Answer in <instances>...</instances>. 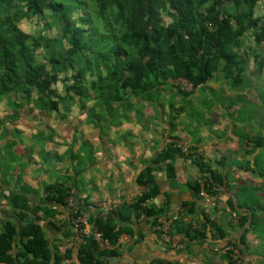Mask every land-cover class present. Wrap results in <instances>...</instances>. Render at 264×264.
Wrapping results in <instances>:
<instances>
[{"label":"trees","instance_id":"obj_1","mask_svg":"<svg viewBox=\"0 0 264 264\" xmlns=\"http://www.w3.org/2000/svg\"><path fill=\"white\" fill-rule=\"evenodd\" d=\"M260 3L264 0H0V103L11 95L18 97L13 101L15 107L23 106L22 99H26L35 108L52 111L59 110L66 99L86 108L94 96L103 106L127 105L136 97L152 100L154 89L169 80L185 79L194 89L217 71L237 86L243 83L246 63L239 53L250 55L254 51L251 56L255 62L264 56V50L255 51L250 42L254 39L258 46L264 43V6ZM47 12L59 25L60 35L14 37L21 20L45 19ZM60 72L64 74L61 80H46L42 90L36 91L43 75L57 77ZM59 82L63 92L55 87ZM192 91L180 93L188 96ZM181 110L171 104V131ZM240 137L245 144L262 145L247 134ZM182 144L174 137L138 174L137 183L146 188L133 201L121 202L104 214L90 213L89 221L103 233L109 246L100 245L93 237L81 238L73 226L72 218L88 211L92 204L88 197L79 199L77 207L70 204L69 199L75 197L72 184L60 181L46 185L45 203L31 205L24 193L8 196L19 222L0 218V264H108L110 257L119 254L116 246L123 235L136 236L135 241H139L142 235L138 229L143 223L162 225L159 219L168 202L160 208L148 205V200L161 192L154 170L158 163L178 156L192 157L198 168L197 180L187 183L195 195L219 194L228 177L221 168L230 158L207 159L196 145L184 150ZM253 158H234L232 164L250 163L264 176L261 159L257 155ZM170 174L175 177L173 165ZM227 203L232 211L242 206L246 212L240 219L243 232L237 242H229L233 249L226 251L228 264H246L243 258L237 263L233 254L235 249L243 254L240 244L244 243L246 224L257 222L255 208L235 202L233 196ZM196 205L190 201L182 207L193 213ZM57 214L67 215V220L55 221ZM43 219L66 237H79V247L72 244L60 251L47 237L40 222ZM202 225L215 227L219 238L226 237L222 227L207 216ZM169 231L186 235L185 228L177 224ZM205 235L200 232L197 236Z\"/></svg>","mask_w":264,"mask_h":264},{"label":"crops","instance_id":"obj_2","mask_svg":"<svg viewBox=\"0 0 264 264\" xmlns=\"http://www.w3.org/2000/svg\"><path fill=\"white\" fill-rule=\"evenodd\" d=\"M156 92L152 100L143 96L144 101H135L133 110L128 113L125 104L112 105L114 114L108 110L102 111L98 121H92L90 125L85 121L80 123L81 131L75 136L67 132L60 134L58 127L55 135L47 132L34 136L29 133L30 129H35L31 125L29 130H25L26 134L20 132L3 136L0 132V218H12L19 222L8 196L24 193L31 205L45 203V186L60 181L73 186L75 197L69 199L70 204L74 203L77 207L79 199L89 198L92 206L84 212L88 219L92 212L104 214L121 202H131L146 188L137 183L138 174L151 164L168 142L178 137L184 144L196 145L197 151L207 159L230 158L221 168L228 176L224 186L217 195L204 192L197 196L187 186L188 182L198 177V168L192 157L178 156L158 163L159 168L154 170V175L161 192L148 200V205L160 208L168 202L164 215L159 219L162 225L153 226L150 221L143 223L138 229L142 235L139 241H135L136 236L131 239L123 235L122 242L116 246L119 254L110 257L108 264H228L226 249L230 241L237 242L244 230L239 219L246 215L241 206L246 204L255 208L257 222L256 225L246 224L244 243L240 244L244 255H241L246 264H264V201L251 203L254 198L251 187L262 184L254 182L257 174L250 176L247 182H237L238 164H232L234 155L232 158L227 155V152H236L237 136L242 139L240 135L247 134L253 138L246 131L236 136L231 131L238 122L241 124L237 125L240 130L245 126V120H239L237 111H233L236 115L229 111L237 107L236 103L219 102L218 110L214 111L216 103L209 102L208 107L205 103L203 106L192 103L188 115L195 117L187 118V125L184 126L186 105L170 102L167 110H164L162 101L154 99ZM171 104L175 108H182L172 131L169 126ZM210 113L217 116L210 117ZM49 125L56 128L54 124ZM20 131L24 130L20 128ZM245 145L253 146L252 143ZM256 148L258 151L253 157L257 155L261 159L260 169L264 170V156L261 153L264 144ZM170 165L175 168V177L170 174ZM251 166L258 173V168ZM7 167L8 172L2 174ZM260 195L263 198L264 192ZM229 196H233L241 207L232 211L227 203ZM190 201L197 203L193 213L182 207L184 202ZM205 216L222 227L225 238L218 237L215 227L202 225ZM60 217L57 214L54 220L62 222ZM40 222L47 237L54 241L60 251L72 244L75 249L79 247V237H66L63 231L51 228L47 220ZM174 224L183 226L186 235L169 231L171 227L173 230ZM200 232L206 235L197 236Z\"/></svg>","mask_w":264,"mask_h":264},{"label":"rangeland","instance_id":"obj_3","mask_svg":"<svg viewBox=\"0 0 264 264\" xmlns=\"http://www.w3.org/2000/svg\"><path fill=\"white\" fill-rule=\"evenodd\" d=\"M260 6H264V3H260ZM261 8L262 7H259L258 9L261 10ZM90 9H87L86 11L89 12ZM80 11L81 10H78V12ZM47 24L51 25L47 27ZM18 26L19 32L15 34L14 37H18L20 34H27L29 36L45 35L51 37L61 34L59 25L53 23L52 15L48 12L45 19H39L37 17H34L33 19L25 18L18 23ZM250 42L255 46V51L262 52L264 50V43L258 46L255 45L254 39ZM254 53L255 52L253 51L251 54L253 55ZM239 54L246 59L245 71L242 74L243 83L234 86L231 84L230 79L227 78L222 71H217L209 81L194 88L191 95L187 97H184L180 93V90H187L182 86V84H178V81L169 80L167 83L154 89V92L157 91L155 93L154 99L159 100L160 102L162 101V108L164 110H167L168 104L170 102H173L176 105L185 104L187 107V111H184V126L187 125L188 119L190 120L191 118L195 117V115H188V108H190L189 106H191L192 103L193 105L197 104L200 106H203V103H205L206 107H208L209 102L213 104L216 103V106L213 109L214 111L216 109L218 110L217 103H228V101H234L237 107H235L234 109H230L229 111H231V113L233 111H237V116L240 118L239 120H245L243 121L245 126L243 130H240L238 126H240L241 124H239L240 122H238V126L236 125V127L231 130L232 133L236 136L237 133L246 131L253 138L259 139L264 144V56L262 57V61L255 62L251 54L245 55L243 52H240ZM63 75L64 74H62V72H60L57 77H48L46 75H43V79L38 82V88L36 89V91L42 90L44 86L43 84L46 83V80L47 82H54L56 79L61 80L63 78ZM87 85H85L86 88L88 87ZM55 87L59 92H63V87L60 82L57 83ZM36 91H34V93H36ZM157 93H160L158 97L156 96ZM17 98V96L7 95L0 103V132H2L3 136L4 134L17 135L20 132L26 134L25 130H29L28 127L30 128L31 126L35 127V129H30L29 133L33 134L34 136L38 134H47V132L55 135L58 130L60 134H63V132H67L68 134H72L75 136L79 133V131H81L79 128L80 123H84L85 121L87 125H90L92 124V121H98L100 116L102 115V111L107 112L108 110L110 111V114H114L113 107L111 106L116 105L112 103L103 106L101 104V101L97 98H94L93 96L92 99L86 102V108L81 107V103L77 101L66 99L65 101H62L60 103L59 110L43 111L33 107L32 102L29 103L26 99H22V101L24 102L23 106L15 107L13 101ZM138 99L143 100V97L132 98L127 103V113L133 110V105ZM246 101L250 102L248 103ZM65 106L68 109H66ZM207 112L208 110L206 111V114ZM233 115L236 114L234 113ZM216 116L217 114L210 113V117L215 118ZM196 119L198 121L197 117ZM49 124H54L56 128L53 129ZM201 125L202 123L199 124V126ZM20 128L24 131H20ZM184 133L187 134L186 130H184ZM234 145H236V143H234ZM234 149L236 150V152L231 153L230 151L227 152V155H231V158L234 155L235 158L239 159L241 156L252 158L253 155L258 151L256 147L246 146L245 142L238 136L237 145ZM261 153L262 156H264V149L261 150ZM8 169L9 168L7 167L5 169V172H3L2 174H6L8 172ZM179 170L181 169L179 168ZM255 174H257L258 176L256 177V181L254 182H258L262 185H254L255 187H251V191L254 192V198L251 199V203L253 204H256L257 202L261 203L262 201H264V197L262 198L260 195L262 192H264V176L256 173L250 163L237 166V182H247L249 180V177L256 176Z\"/></svg>","mask_w":264,"mask_h":264},{"label":"built area","instance_id":"obj_4","mask_svg":"<svg viewBox=\"0 0 264 264\" xmlns=\"http://www.w3.org/2000/svg\"><path fill=\"white\" fill-rule=\"evenodd\" d=\"M178 84H182V86L187 90H193V84L185 79L178 80ZM180 146L184 150H187V147H188L187 144H182ZM60 215H61L60 220L62 222L67 220V215L65 214H60ZM71 222L73 226L75 227V229H77L78 234L81 238L82 237H93L95 240L98 241L100 245L109 246L108 240L104 238L103 233L98 229V227L94 223L89 221L88 217L84 213H81L80 215L73 217ZM120 240L118 244L122 242ZM229 248L231 247L228 246L227 249ZM233 258L235 261H237V263H240L242 261V255L237 249H235L234 251Z\"/></svg>","mask_w":264,"mask_h":264}]
</instances>
